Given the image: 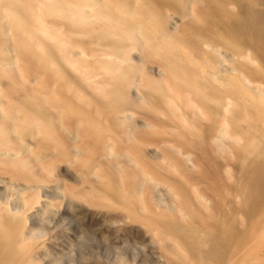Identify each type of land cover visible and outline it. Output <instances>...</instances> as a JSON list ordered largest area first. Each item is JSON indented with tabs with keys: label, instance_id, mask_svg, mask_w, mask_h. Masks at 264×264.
I'll return each mask as SVG.
<instances>
[{
	"label": "bare ground",
	"instance_id": "6f19581e",
	"mask_svg": "<svg viewBox=\"0 0 264 264\" xmlns=\"http://www.w3.org/2000/svg\"><path fill=\"white\" fill-rule=\"evenodd\" d=\"M75 1L0 0V83L6 81L9 95L0 88V109L18 131L34 139L37 149L59 148L64 157L68 153L59 141L58 121L66 124L79 138L90 172L96 169L93 159L112 154L110 142L114 150L133 155L147 173L142 207L133 201L140 176L118 180L103 171L102 183L107 194L125 199L124 209L148 226L161 244V264H264V0H255L256 20H226L228 13L219 4L217 10L197 9L199 27L189 24L182 32L207 37L191 35L189 49L176 44L161 23L154 28L137 20L145 8L136 0H126L135 8L113 0H99L101 7L97 0ZM149 2L162 20L169 8H183L186 0ZM84 11L92 17L85 21L93 22L97 39L116 37L107 45L96 44L91 58L86 57L89 43L58 32L54 23L72 27ZM86 28L82 21L77 27ZM133 43L158 58L162 77L136 80L140 70L132 66L127 49ZM3 44L14 52L11 61ZM222 48L231 57L227 77L218 76ZM109 53L126 68L106 59ZM8 67L21 75L14 80L17 86L7 81ZM94 68H103L104 74L96 78ZM132 83L140 93L156 97L144 128L124 116ZM11 90L20 102L11 99ZM21 103L32 104L35 116ZM0 128L5 139L8 128ZM147 143L159 148L160 164L144 158ZM119 185L131 195L119 193ZM153 187L167 190L173 199L151 202L147 194ZM21 234L20 224L0 212V264H28Z\"/></svg>",
	"mask_w": 264,
	"mask_h": 264
},
{
	"label": "rangeland",
	"instance_id": "374dc122",
	"mask_svg": "<svg viewBox=\"0 0 264 264\" xmlns=\"http://www.w3.org/2000/svg\"><path fill=\"white\" fill-rule=\"evenodd\" d=\"M56 1L64 5L76 2L75 0ZM114 1L119 4L127 3L130 8H135L133 2L113 0V4L117 6L120 5ZM136 1L145 8V13L140 12L136 15L137 20L154 28L160 27L161 23L169 37L185 49H189L191 35L195 34L202 40L207 37L195 30L189 33L182 32L183 26L189 24L199 27L196 22L197 9L217 10V5H222L223 11L228 13L226 20L231 21L233 18L256 20L259 7L255 0H186L183 8L171 7L166 17L159 20L149 0ZM103 4L104 1L97 0L99 7ZM180 14L183 16L180 17ZM86 18H92L89 12L77 17V22L72 23V27L66 25L61 27L60 23H54L59 25L58 32L72 33L81 43H89L90 50L86 57L91 58L92 48L96 44L107 45L114 42L116 37L109 36L110 40L97 39L93 35L96 31L91 26L93 22L85 21ZM81 21L87 27L83 31L77 29ZM2 33L8 34L7 29L4 28ZM1 48L11 61L14 52L9 44H3ZM127 49L130 52L132 66L140 70V74L136 77L138 82H143L146 75L152 78L162 77L157 57L147 56L134 43L128 45ZM224 50V48L219 50L222 65L218 67V76L227 77L232 74L229 66L231 57ZM79 53L77 51V54ZM106 59H112L120 69L126 68L125 63L119 61L117 55L109 53ZM258 63L263 66L260 60ZM8 69L7 81L17 86L14 80L21 79V75L15 68L8 67ZM92 72L98 78L104 74V69L94 68ZM3 81L4 83H0V88L9 97L5 92L6 81ZM130 85L128 89L130 97L124 116L136 126L144 128L146 117L151 113L148 111L151 107L150 101L156 97L144 95L137 90L135 84ZM10 97L13 101H21L15 90H11ZM21 105L26 111L33 113L35 107L32 104L21 103ZM242 105L246 108L245 104ZM4 125L8 131L5 139L0 137V212H7L13 221L22 227L21 244L28 264H161L158 257L161 244L147 230L148 226L124 209L125 199L107 194L106 187L102 183L105 180L102 176L103 171L107 174L112 173L118 180L123 175L140 176L142 179L136 185L137 189L133 191V201L142 207L139 199L147 181L145 178L147 173L143 172V167L135 162L133 155L126 154L123 150H114L110 142L112 154L93 159L91 164L96 169L90 172L85 165L88 159L82 158L84 154L78 147L79 138L66 124L58 121L59 141L61 140V146L66 148L67 157L59 154V148L57 151L49 148L37 149L34 139L18 131L5 112L0 109V126ZM56 146L59 147V142ZM143 147L144 158L150 160L152 164L156 162L160 164L159 157L157 158L159 153L157 145L147 143ZM219 162H222L221 158ZM189 166L192 167L191 162ZM96 170L99 173L101 171V174L99 175ZM92 187L99 188L101 194H94L91 191ZM116 189L121 194L131 195L125 186L119 185ZM125 196L128 198L127 195ZM147 197L153 200L151 201L153 203L162 201L168 204V200L173 199L167 190L164 192L160 187H153Z\"/></svg>",
	"mask_w": 264,
	"mask_h": 264
}]
</instances>
